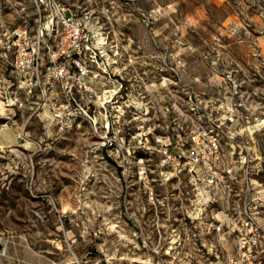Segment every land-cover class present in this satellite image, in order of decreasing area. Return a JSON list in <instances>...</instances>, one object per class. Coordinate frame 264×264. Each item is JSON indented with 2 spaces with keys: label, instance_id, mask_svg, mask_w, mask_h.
Wrapping results in <instances>:
<instances>
[{
  "label": "rangeland",
  "instance_id": "obj_1",
  "mask_svg": "<svg viewBox=\"0 0 264 264\" xmlns=\"http://www.w3.org/2000/svg\"><path fill=\"white\" fill-rule=\"evenodd\" d=\"M56 2L101 30L113 100L64 124L59 85L28 95L14 33L52 2L0 0V264H180L193 205L264 203V0Z\"/></svg>",
  "mask_w": 264,
  "mask_h": 264
},
{
  "label": "built area",
  "instance_id": "obj_2",
  "mask_svg": "<svg viewBox=\"0 0 264 264\" xmlns=\"http://www.w3.org/2000/svg\"><path fill=\"white\" fill-rule=\"evenodd\" d=\"M51 2L48 14H39L35 35L27 28L15 31L24 42L16 70L28 95L43 84L47 86L45 92L42 90L44 99L54 84L62 88L64 100L55 113L60 123L71 124L78 119L95 123L97 111L106 109L113 100V96L105 95L101 102L90 84L109 67L92 42V31L101 30L93 26L90 13L80 17L68 13L56 0ZM42 46L50 64L46 75ZM192 209L194 213L180 221L175 241L180 264H264V203L196 204Z\"/></svg>",
  "mask_w": 264,
  "mask_h": 264
},
{
  "label": "bare ground",
  "instance_id": "obj_3",
  "mask_svg": "<svg viewBox=\"0 0 264 264\" xmlns=\"http://www.w3.org/2000/svg\"><path fill=\"white\" fill-rule=\"evenodd\" d=\"M2 109H3V108L0 107V111L3 112ZM2 134L4 135V137L6 138V140H8V141H10V142H13V141H14V138H13V136L10 134V131H9V130L4 129V130L2 131Z\"/></svg>",
  "mask_w": 264,
  "mask_h": 264
},
{
  "label": "water",
  "instance_id": "obj_4",
  "mask_svg": "<svg viewBox=\"0 0 264 264\" xmlns=\"http://www.w3.org/2000/svg\"><path fill=\"white\" fill-rule=\"evenodd\" d=\"M4 250V245L2 243H0V253H2Z\"/></svg>",
  "mask_w": 264,
  "mask_h": 264
}]
</instances>
